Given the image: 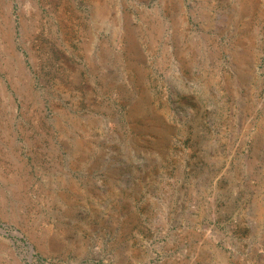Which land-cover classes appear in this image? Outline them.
Returning a JSON list of instances; mask_svg holds the SVG:
<instances>
[{
  "label": "rangeland",
  "instance_id": "1",
  "mask_svg": "<svg viewBox=\"0 0 264 264\" xmlns=\"http://www.w3.org/2000/svg\"><path fill=\"white\" fill-rule=\"evenodd\" d=\"M0 264H264V0H0Z\"/></svg>",
  "mask_w": 264,
  "mask_h": 264
}]
</instances>
